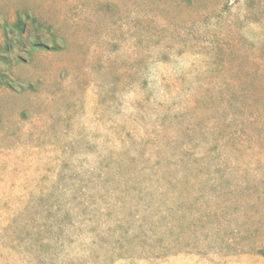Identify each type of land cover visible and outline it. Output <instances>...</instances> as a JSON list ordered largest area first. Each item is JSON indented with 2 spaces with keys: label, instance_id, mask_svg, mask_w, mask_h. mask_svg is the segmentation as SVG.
Here are the masks:
<instances>
[{
  "label": "rangeland",
  "instance_id": "obj_1",
  "mask_svg": "<svg viewBox=\"0 0 264 264\" xmlns=\"http://www.w3.org/2000/svg\"><path fill=\"white\" fill-rule=\"evenodd\" d=\"M264 0H0V264H264Z\"/></svg>",
  "mask_w": 264,
  "mask_h": 264
},
{
  "label": "trees",
  "instance_id": "obj_2",
  "mask_svg": "<svg viewBox=\"0 0 264 264\" xmlns=\"http://www.w3.org/2000/svg\"><path fill=\"white\" fill-rule=\"evenodd\" d=\"M261 254L264 256V250H263V251H261Z\"/></svg>",
  "mask_w": 264,
  "mask_h": 264
}]
</instances>
